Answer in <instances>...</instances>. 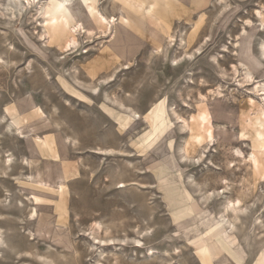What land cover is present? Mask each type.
I'll return each mask as SVG.
<instances>
[{
	"label": "rangeland",
	"instance_id": "374dc122",
	"mask_svg": "<svg viewBox=\"0 0 264 264\" xmlns=\"http://www.w3.org/2000/svg\"><path fill=\"white\" fill-rule=\"evenodd\" d=\"M57 1L0 0V264H264V0Z\"/></svg>",
	"mask_w": 264,
	"mask_h": 264
},
{
	"label": "bare ground",
	"instance_id": "6f19581e",
	"mask_svg": "<svg viewBox=\"0 0 264 264\" xmlns=\"http://www.w3.org/2000/svg\"><path fill=\"white\" fill-rule=\"evenodd\" d=\"M44 1L45 0H28L30 5H32V3L38 2L37 4L39 6L44 4L45 3ZM178 1H181V0H178ZM71 4H73V0H58L56 6L51 7V11L48 12V13H46V12L44 13L43 9L39 8L38 15H40V16H43L44 14H45V16L50 15L49 19H44V24H46L48 26H52V27L53 26H57L61 22L64 21L65 14H66L65 10ZM101 18H102V20L104 22L102 24H107L108 30H110V26L112 25L111 24V19L107 18L103 14L101 15ZM79 27H81V26H79ZM82 33H85L88 38H91L93 36V31L86 30L85 28H83V30H80V28H78L77 26L73 27V33H71V34H74L73 38H75V36H80ZM112 39H114V37ZM170 39H172V37H170ZM76 40L74 39L72 41V44H70V45H73L74 47L77 46V41ZM203 123H205V119H203L201 121V125ZM208 140L212 143L213 142V137L212 136L207 137L206 143H208ZM195 141H196L195 142L196 145H198V146H201L205 142V140L202 139L200 136H195ZM239 153L241 154V152H239ZM253 158L254 157L252 156V158H250L251 160H249V162L250 161L253 162V160H252ZM63 187H64L63 185L59 186L60 189H62ZM121 187H125V185L122 184ZM226 193H227L226 189H224L222 193L220 192L218 194V196L222 195L221 199H224V201H225V205H224L223 210H222L225 213H223V215L220 216V220H221V223L223 225L227 226L230 231L234 232L235 229H236L235 222H237L239 220L240 216H246L248 214V210L243 206L241 201H239V200H236V201L231 200V198H229L227 196L224 198V195ZM97 224H96V226H97ZM259 224H263V221L258 219V223H256V225L259 226ZM98 226H99V229H100L101 225H98ZM0 246H1V239H0ZM137 247H140V246H137ZM0 252H1V249H0Z\"/></svg>",
	"mask_w": 264,
	"mask_h": 264
},
{
	"label": "crops",
	"instance_id": "0c3cea01",
	"mask_svg": "<svg viewBox=\"0 0 264 264\" xmlns=\"http://www.w3.org/2000/svg\"><path fill=\"white\" fill-rule=\"evenodd\" d=\"M200 222H202V224H203V227H204V229L206 228V226H205V221H201L200 220ZM210 226H212V222H209V224H208V228L210 227ZM194 231H197V229H195ZM222 233H223V235L225 236V238H226V240L228 241H226V243L229 245H233V239H232V237H230V236H228V235H226V234H224V231H222ZM217 236V233L214 235V236H211L210 237V240H211V243H209L210 244V246L208 245V250H209V253L212 255V257H215V256H217V255H219V254H221V251H220V248L216 245V242L214 241V242H212V239L213 238H215ZM209 240V241H210ZM230 247V246H229ZM222 251H225V252H227V251H229L228 249L227 250H224V249H222ZM224 255V254H223ZM225 258L226 259H229L228 257H226L225 256ZM231 264H232V262H231Z\"/></svg>",
	"mask_w": 264,
	"mask_h": 264
}]
</instances>
